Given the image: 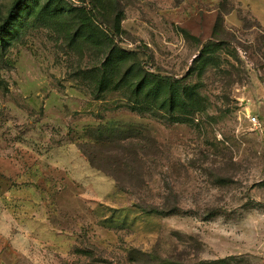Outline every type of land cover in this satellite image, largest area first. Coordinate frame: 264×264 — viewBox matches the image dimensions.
I'll return each mask as SVG.
<instances>
[{
  "label": "rangeland",
  "instance_id": "1",
  "mask_svg": "<svg viewBox=\"0 0 264 264\" xmlns=\"http://www.w3.org/2000/svg\"><path fill=\"white\" fill-rule=\"evenodd\" d=\"M0 29V264H264V0H0Z\"/></svg>",
  "mask_w": 264,
  "mask_h": 264
},
{
  "label": "trees",
  "instance_id": "2",
  "mask_svg": "<svg viewBox=\"0 0 264 264\" xmlns=\"http://www.w3.org/2000/svg\"><path fill=\"white\" fill-rule=\"evenodd\" d=\"M26 7V6H25ZM15 14H12V15H10V16H14ZM1 30V29H0ZM7 29L5 28V26L4 27H2V32H5ZM112 32V31H111ZM155 76H157V75H155ZM87 154V153H86ZM88 156V159L90 160V162L92 163V164H94V161H93V157L92 156H89V154L87 155Z\"/></svg>",
  "mask_w": 264,
  "mask_h": 264
},
{
  "label": "built area",
  "instance_id": "3",
  "mask_svg": "<svg viewBox=\"0 0 264 264\" xmlns=\"http://www.w3.org/2000/svg\"><path fill=\"white\" fill-rule=\"evenodd\" d=\"M251 123L254 125L258 123L257 118L255 116H252Z\"/></svg>",
  "mask_w": 264,
  "mask_h": 264
}]
</instances>
